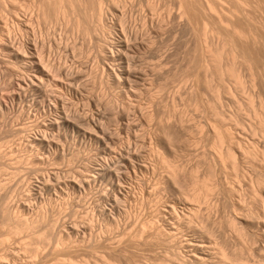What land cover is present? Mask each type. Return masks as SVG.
Listing matches in <instances>:
<instances>
[{
  "label": "rangeland",
  "instance_id": "1",
  "mask_svg": "<svg viewBox=\"0 0 264 264\" xmlns=\"http://www.w3.org/2000/svg\"><path fill=\"white\" fill-rule=\"evenodd\" d=\"M180 2L0 0V264H264V0Z\"/></svg>",
  "mask_w": 264,
  "mask_h": 264
},
{
  "label": "bare ground",
  "instance_id": "2",
  "mask_svg": "<svg viewBox=\"0 0 264 264\" xmlns=\"http://www.w3.org/2000/svg\"><path fill=\"white\" fill-rule=\"evenodd\" d=\"M184 1V2H183ZM38 3H39V7H38V9L40 8V10H43V9H45V8H47L48 9V11H50V12H57L58 14H60V15H65V11H66V0H38ZM213 3H214V1H213ZM180 4H181V7L183 8V12H184V14L185 15H187L188 17L187 18H189L188 20H190L191 19V17H194V18H196V20L198 19V18H203V17H205V19L206 18H208V16H210V15H212L213 13L212 12H214V10L216 9V7H214L215 5L214 4H212V2H211V0H209V2L206 4V6H204V5H202V2H201V0H181V2H180ZM193 14V15H192ZM186 17V16H185ZM186 18V19H187ZM240 19V18H239ZM243 19V18H242ZM187 20V21H188ZM192 20H194V19H192ZM203 20V19H202ZM244 20V19H243ZM191 21V20H190ZM240 21L238 20V23H239ZM237 23V22H236ZM242 23V22H241ZM241 23H239V24H241ZM238 25V24H237ZM206 32V31H205ZM204 34H206V33H203V35ZM4 36V35H3ZM205 36V35H204ZM239 37H242V34L240 33L239 34ZM205 39H206V36H205ZM258 39H259V37L256 39V37H252V42L251 43H247V44H244L243 45V43H242V45H237V47H238V50H236V49H232V51H231V57H232V59H233V61H234V59H238V58H242L245 62H247L248 64H249V66H250V68H252V69H254V68H259V66L261 65L262 66V64L264 65V44H263V41H261V40H259V41H261V42H259L258 41ZM204 40V39H203ZM202 40V41H203ZM206 41V40H205ZM207 42V41H206ZM202 43V42H201ZM203 43H204V41H203ZM24 58V56H20V58ZM263 67V66H262ZM52 67L51 66H47V70L48 71H50V69H51ZM58 75L59 76H61L62 75V72H63V70H60V69H58ZM47 72H44V74H46ZM63 76V75H62ZM0 111H3V108H2V105H1V103H0ZM225 134L229 137V138H231L232 137V135H233V133L232 132H230L229 130H226L225 131ZM228 156H229V158L230 159H232L233 158V156L232 155H227V158H228ZM218 157V158H217ZM232 157V158H231ZM159 158V157H158ZM216 158H217V160L219 159V161H220V163L223 165L224 163H225V161H224V157L222 156V154L221 153H219L218 154V156H216ZM131 160V159H130ZM225 160H226V158H225ZM224 162V163H223ZM159 163H161L163 166H165L166 168H168L169 170H170V172L172 173V175H174V174H176L175 172V169L174 168H172V166L170 165V164H168V162L165 160V158H160L159 159ZM219 163V162H218ZM119 173V172H118ZM119 184V183H118ZM119 186V185H118ZM113 187H115V186H113ZM212 187H210L209 185L206 187V192L208 193V192H211L212 191ZM153 190V189H152ZM158 191V190H157ZM120 192V191H119ZM152 192V191H151ZM210 195V194H209ZM209 195H204V198H207ZM195 199V202H197L198 200H200L201 199V196L200 195H196L194 198H193V200ZM121 200V199H120ZM118 201H119V199H118ZM163 202V201H162ZM172 202H174V201H172ZM187 202V201H186ZM165 203V202H164ZM185 203V202H184ZM190 203V202H189ZM160 204V203H159ZM165 204H167V202L165 203ZM169 204V203H168ZM163 206H164V204H162ZM162 205H160V206H162ZM169 205H172V204H169ZM169 205H168V207H169ZM185 205V204H184ZM187 205V204H186ZM159 206V207H160ZM189 206H191V204L189 205ZM168 207H167V209H168ZM192 207V206H191ZM162 208H164V207H162ZM161 208V209H162ZM188 208V207H187ZM195 208V207H194ZM167 209H166V212H167ZM173 209V208H172ZM118 210H120V209H118ZM156 210H159V209H156ZM169 210V209H168ZM171 210V209H170ZM174 210H176V209H174ZM174 210H172V211H174ZM190 210H194V209H190L189 208V210L188 211H190ZM163 211H165V209H163ZM162 211V212H163ZM171 211V212H172ZM185 211H187V209H186V207H185ZM103 213H105V210H103L102 211ZM118 213H119V211H118ZM156 213H159V211H157ZM169 213V215L171 214L170 212H168ZM164 214V213H163ZM175 214H176V211H175ZM172 215V214H171ZM173 216V215H172ZM172 216H170V217H172ZM177 216H178V214H177ZM154 218L156 217L159 221H163V219H161V217H162V215H160V213H159V215L158 216H156V215H154L153 216ZM164 217V216H163ZM176 217V216H175ZM153 219V220H147V221H149V222H147L145 225H144V229L145 228H147L148 226L151 228V229H154L155 230V232H158V233H162V230H164V231H166L165 229H164V227H163V225H161V223H158V220L157 219ZM167 218V217H166ZM177 218V217H176ZM175 218V219H176ZM179 218V217H178ZM165 219V218H164ZM174 219V220H175ZM168 220H169V218H168ZM174 220H172V221H174ZM180 220V219H179ZM178 221V220H177ZM165 222H166V220H165ZM175 222V221H174ZM179 222V221H178ZM182 222V221H181ZM164 223V222H163ZM170 223V222H169ZM163 227V229H160L161 227H159L160 225ZM179 224V223H178ZM182 224V223H181ZM187 224H189V223H187ZM186 224V225H187ZM143 225V224H142ZM165 225H166V223H165ZM172 225L173 224H171V226L170 225H168L167 224V226H168V233L169 234H171L172 233V228H174V225H175V223H174V225H173V227H172ZM179 226H181V225H179ZM189 226V225H188ZM176 227H178L177 225H176ZM183 227H184V225H183ZM142 228H143V226H142ZM182 228V227H181ZM185 228H187V227H185ZM192 228V227H191ZM150 229V230H151ZM176 229V228H175ZM178 229V228H177ZM177 229H176V231H177ZM179 229H180V227H179ZM182 230V229H181ZM180 230V231H181ZM184 230V229H183ZM197 230H199V229H197ZM142 231H144V230H142ZM141 231V232H142ZM146 231H147V229H146ZM151 231H153V230H151ZM163 231V232H164ZM189 231V230H188ZM200 231V230H199ZM148 233L150 232V231H147ZM184 232V231H183ZM183 232H182V234H183ZM138 233V232H137ZM144 233H146L145 231H144ZM176 233H178V231L177 232H175L174 231V234H176ZM181 233V232H180ZM184 233H186V231L184 232ZM193 233V232H192ZM167 234V233H166ZM165 234V235H166ZM179 234V233H178ZM189 234V233H188ZM195 234H197V232L195 233ZM136 235H138L137 237H140L139 236V234H136ZM143 235V234H142ZM145 235H147V234H145ZM145 235H143V237L145 236ZM181 235V234H180ZM150 236V235H149ZM193 236V235H192ZM195 236V235H194ZM198 236V235H197ZM142 237V236H141ZM140 237V238H141ZM151 237V236H150ZM150 237L148 238V239H150ZM184 237V236H183ZM186 237V236H185ZM199 237V236H198ZM200 237H202V236H200ZM204 237H206V236H204ZM208 237V236H207ZM147 238V237H146ZM188 238V237H187ZM196 238V237H195ZM210 238V237H209ZM143 239V238H142ZM145 239V238H144ZM182 239V238H181ZM128 240V239H127ZM125 241V242H129V243H131V242H133V240L131 241V239H129L128 241ZM185 240L187 241V239L185 238ZM196 240V239H195ZM193 241V240H189V241H187V243H186V248H188L189 249V256L191 257L190 259H192L195 263H197V264H205L206 262H210L211 260V258H212V255H211V253L212 252H208V251H210L211 249L212 250H214L213 248H211L210 250H206V246L208 245V243L204 246V244H202V243H199V242H197V241ZM200 240H202V239H200ZM199 240V241H200ZM205 240H206V238H205ZM140 241H142V240H140ZM203 241V240H202ZM209 241V240H208ZM211 241V240H210ZM209 241V242H210ZM124 242V240H121L120 241V243H119V245L121 244V243H123ZM207 242V241H206ZM185 243V242H184ZM205 243V242H204ZM212 243V242H211ZM210 243V244H211ZM181 244L183 245V243L181 242ZM181 244H179L178 246H182ZM216 245V244H215ZM210 246H214V243H213V245H210ZM185 247V246H184ZM217 247V246H216ZM180 248V247H179ZM183 248V247H182ZM209 248V247H208ZM215 248V247H214ZM185 249V248H184ZM222 249V248H221ZM220 249V250H221ZM186 251H187V249H185ZM184 251V250H183ZM224 251V250H223ZM214 252H216L215 250H214ZM222 252V251H221ZM220 252V253H221ZM218 253V252H217ZM220 253H218V254H220ZM226 253V252H225ZM215 255V256H219V255ZM187 255V256H188ZM214 255H213V257H214ZM222 255V254H221ZM186 256V257H187ZM228 256V255H227ZM221 256H219V258H220ZM224 259H226V258H228V257H226L224 254H223V256H222ZM124 258L127 260V257H125L124 256ZM230 258V257H229ZM188 259H189V257H188ZM224 259H222L223 261H224ZM210 260V261H209ZM220 260H221V258H220ZM129 261V263L130 264H133V262H132V259H130V260H128ZM223 261H221V263L220 264H225ZM228 261V260H227ZM226 261V262H227ZM232 261V260H231ZM236 261V260H235ZM244 263V261L242 262V264ZM246 263V262H245ZM244 263V264H245ZM247 264V263H246Z\"/></svg>",
  "mask_w": 264,
  "mask_h": 264
}]
</instances>
